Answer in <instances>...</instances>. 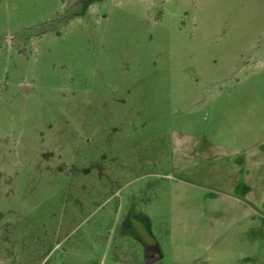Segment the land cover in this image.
<instances>
[{
	"label": "rangeland",
	"instance_id": "374dc122",
	"mask_svg": "<svg viewBox=\"0 0 264 264\" xmlns=\"http://www.w3.org/2000/svg\"><path fill=\"white\" fill-rule=\"evenodd\" d=\"M253 56L264 0H0V264H264L259 216L198 234L170 174Z\"/></svg>",
	"mask_w": 264,
	"mask_h": 264
},
{
	"label": "crops",
	"instance_id": "0c3cea01",
	"mask_svg": "<svg viewBox=\"0 0 264 264\" xmlns=\"http://www.w3.org/2000/svg\"><path fill=\"white\" fill-rule=\"evenodd\" d=\"M253 58L243 75L209 93L195 118L171 133L178 215L200 218V225L192 223L198 234L214 232L210 222L229 217L234 225H251L255 216L264 222V59Z\"/></svg>",
	"mask_w": 264,
	"mask_h": 264
},
{
	"label": "water",
	"instance_id": "95a60500",
	"mask_svg": "<svg viewBox=\"0 0 264 264\" xmlns=\"http://www.w3.org/2000/svg\"><path fill=\"white\" fill-rule=\"evenodd\" d=\"M161 258V254L156 245L147 246L145 249V263L151 264Z\"/></svg>",
	"mask_w": 264,
	"mask_h": 264
}]
</instances>
